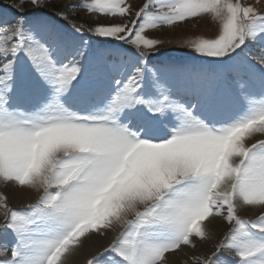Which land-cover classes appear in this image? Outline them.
I'll use <instances>...</instances> for the list:
<instances>
[{
    "label": "snow or ice",
    "instance_id": "snow-or-ice-1",
    "mask_svg": "<svg viewBox=\"0 0 264 264\" xmlns=\"http://www.w3.org/2000/svg\"><path fill=\"white\" fill-rule=\"evenodd\" d=\"M53 2L0 5V264H264V9Z\"/></svg>",
    "mask_w": 264,
    "mask_h": 264
},
{
    "label": "rangeland",
    "instance_id": "rangeland-1",
    "mask_svg": "<svg viewBox=\"0 0 264 264\" xmlns=\"http://www.w3.org/2000/svg\"><path fill=\"white\" fill-rule=\"evenodd\" d=\"M13 2V0H0V5L6 6L7 4ZM84 0H54V2L49 6L50 8L61 7L65 3L79 4L83 3ZM90 2V0H89ZM134 6H139L143 3V0H128ZM245 4H253L258 9H264V0H243ZM77 13L80 17H83L89 24L96 22V19L89 18L85 12L81 9H77ZM214 31V25H212L208 20H198L193 21L191 24L183 28H176L174 31H169L167 29L157 30L151 33V35L156 36L157 38L163 40L171 39L172 43H165L162 46V51H167L171 56L177 58L183 62H190L192 53L190 49L182 46V41L185 38H190L198 35L210 36ZM0 192H5L8 194L7 189L0 188ZM243 215V213H242ZM245 218H249L248 215H245ZM251 218H255L252 216ZM119 228H117V231ZM114 233H110L107 239H111V236ZM217 238L221 235L220 232L216 233ZM170 255V254H168Z\"/></svg>",
    "mask_w": 264,
    "mask_h": 264
},
{
    "label": "bare ground",
    "instance_id": "bare-ground-1",
    "mask_svg": "<svg viewBox=\"0 0 264 264\" xmlns=\"http://www.w3.org/2000/svg\"><path fill=\"white\" fill-rule=\"evenodd\" d=\"M8 195L10 197V203L13 204V206H19L20 201L22 199L20 194H15L12 192H8ZM250 216V214H248ZM110 239H104V238H94L91 241H88L85 247L81 250V253L76 258V264H84L85 259L95 253L97 250L105 246ZM170 260L171 264H181L182 260L184 259V256L182 253L178 254H170Z\"/></svg>",
    "mask_w": 264,
    "mask_h": 264
}]
</instances>
